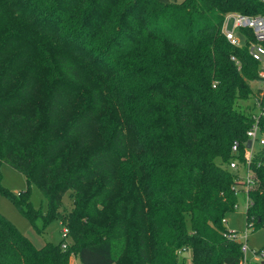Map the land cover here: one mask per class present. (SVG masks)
Segmentation results:
<instances>
[{"label": "trees", "instance_id": "trees-1", "mask_svg": "<svg viewBox=\"0 0 264 264\" xmlns=\"http://www.w3.org/2000/svg\"><path fill=\"white\" fill-rule=\"evenodd\" d=\"M229 12L264 0H0V166L27 181L15 193L0 174V191L39 232L68 231L37 248L0 212V264H241L226 218L243 193L247 227H264V144L244 159L264 95Z\"/></svg>", "mask_w": 264, "mask_h": 264}, {"label": "rangeland", "instance_id": "rangeland-1", "mask_svg": "<svg viewBox=\"0 0 264 264\" xmlns=\"http://www.w3.org/2000/svg\"><path fill=\"white\" fill-rule=\"evenodd\" d=\"M243 36V35H242ZM244 37V36H243ZM244 44V43H243ZM254 88L261 87L260 81L252 82ZM36 98L40 103H43L46 99L44 90L40 89L37 92ZM255 101L254 97L249 100H241V108L244 109L247 105L253 104ZM259 144L256 142L255 146ZM241 168V171L243 173ZM0 174L2 177V184L9 188L11 191L17 193L27 188L26 176L23 172H19L7 163H2L0 166ZM245 173H243V176ZM31 199L33 205L36 208L41 209L46 212L48 209V204L41 193L39 187L36 184L32 185ZM65 207L62 208V212H66L71 208V199L67 194L64 197ZM246 206L247 202L245 195L239 193L238 195V207L235 211L227 214V226L230 230L236 231L238 236L242 237L246 231H248V245L250 251H248V259L251 262L256 261L255 251H258L264 247V227L259 229L248 228L246 223ZM0 212L9 219L24 235H26L30 241L37 247L40 248L44 246L47 242H53L55 244L61 243L64 239L63 230L67 229L63 226L59 218H55L43 232H39L32 222L19 210V208L14 204L12 200L3 195L0 191ZM68 241V239H67ZM72 242V239H69ZM72 264H81L76 254L71 255Z\"/></svg>", "mask_w": 264, "mask_h": 264}, {"label": "built area", "instance_id": "built-area-1", "mask_svg": "<svg viewBox=\"0 0 264 264\" xmlns=\"http://www.w3.org/2000/svg\"><path fill=\"white\" fill-rule=\"evenodd\" d=\"M251 30L256 41L249 40L246 36H244L241 31L242 30ZM223 31L226 38L230 41L231 44L235 46H243L245 43L249 46V51L252 57L260 63V83L262 94L264 95V15H254V14H246L241 12H229L225 15ZM244 37H243V36ZM244 43V44H243ZM235 59V56H233ZM260 101H257V105L260 106ZM248 140L245 142L246 146V153L244 159L249 160L256 148L255 144L258 142L259 145L264 144V132L261 130L259 120L257 119L254 122L253 126L247 131ZM252 142L250 148H248L247 144L248 141ZM240 143L235 141L232 146V151L234 154H239ZM230 168L233 170H243L245 175L241 172L240 177L241 180L250 182L252 180V172L249 167L243 163L241 166L240 161L234 159L229 164ZM234 234L243 242L242 244V251L244 253V258L241 264H254L256 262H264V249H259L255 251L256 254V261L251 262L248 259V251H250L248 245V231L242 237L238 236L236 231H233ZM63 236L65 239H68V231L67 229L63 230ZM67 240L63 243V247H67Z\"/></svg>", "mask_w": 264, "mask_h": 264}, {"label": "water", "instance_id": "water-1", "mask_svg": "<svg viewBox=\"0 0 264 264\" xmlns=\"http://www.w3.org/2000/svg\"><path fill=\"white\" fill-rule=\"evenodd\" d=\"M251 145H252V142H251V140H250V141H248V144H247L248 148H250ZM263 264H264V262H263Z\"/></svg>", "mask_w": 264, "mask_h": 264}]
</instances>
